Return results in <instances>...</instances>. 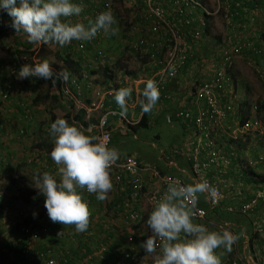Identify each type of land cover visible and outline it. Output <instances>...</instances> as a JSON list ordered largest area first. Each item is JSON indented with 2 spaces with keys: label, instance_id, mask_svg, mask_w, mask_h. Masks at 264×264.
Segmentation results:
<instances>
[{
  "label": "clouds",
  "instance_id": "1",
  "mask_svg": "<svg viewBox=\"0 0 264 264\" xmlns=\"http://www.w3.org/2000/svg\"><path fill=\"white\" fill-rule=\"evenodd\" d=\"M0 10L5 11L11 17V26L17 33L23 31L27 35L25 42L28 45H33L34 52L37 48L40 49L43 45L49 43L64 46L74 40L90 41L100 33L105 36H116L119 32L116 18L111 10L97 14L94 19L88 20L87 24L71 22L68 18L79 16L84 11L82 4L75 3L74 0H0ZM204 19L206 21L205 16ZM36 55L37 52H35L33 57ZM33 62L34 64L19 63L21 67L16 73L17 78L35 77L36 79L52 80L53 84H55V79H53L54 72L51 67L53 61L45 59L38 63ZM68 77L69 72L66 69H62L56 74V78L63 79L64 81H67ZM66 85H63L60 95H63V98L68 96L66 98L68 105L69 101H72L76 106L77 97L72 98L71 95L66 96L64 93ZM5 90L10 92L7 102L2 101V92ZM57 90L53 88L51 95L54 92L57 95ZM132 92V87H121L115 92L114 99L121 109V115L127 112V102L131 100ZM0 93V110H6L7 106L11 103V90L7 89V87L1 88ZM140 95L143 97L140 101L142 113L152 112L157 106L160 97L158 83L154 79H148ZM66 101L63 100L65 103ZM33 119L34 113L30 109L28 110V114H24V121L30 122ZM21 130L24 131L23 134ZM27 133L28 129L26 125L21 126L18 136L24 137ZM1 134L2 131L0 130V136ZM50 135L54 137V147L50 156L58 166L59 179L48 172H44L42 175H38L36 187L46 197L45 208L52 222H59L64 226L74 225L77 232H85L89 228V217L91 215L88 205L90 204L88 202L90 198L87 195L83 198L82 190L94 193L98 201L105 200L113 188L110 170L119 159L120 152L113 146V143L112 146H109L108 136L97 137L89 135L82 125L77 126L75 121L69 123L64 118H57L51 123ZM37 149L39 152H43L41 149ZM243 152L245 153V151ZM33 153H35V150ZM36 159H28L26 163L34 164L33 162ZM166 183V191L159 196L154 206L150 203L153 190L151 193H147L146 190L150 189V187L146 186L143 198L134 202L131 200V197L129 198L128 206L126 204L127 208L124 210L125 214L122 216L123 219H126L130 211L137 210L141 214L142 219L145 216L142 212V205H149V216L146 224L151 235L148 236L141 246L146 253L155 254V264H231L238 255L245 262L246 260L256 258L259 250L264 245V234L260 233L256 228L261 221L260 219H258L254 228V233L258 234V239L249 241V238L244 235L245 242H248V246H251L249 252H247L248 246L244 248L243 236L241 235L243 243V250L241 251L240 243L237 241L238 236L234 234L228 223L225 222L224 225H227L230 230L213 231L204 224L194 222L197 216L199 195L209 189L207 180L183 184L180 180L173 179ZM223 186L222 184L224 190ZM89 196L93 197L91 194ZM138 205H140V209L137 207ZM131 206H134V208ZM214 210L228 212L223 209H212L210 207L207 210V214L209 211ZM214 215H217V213L214 212ZM250 215L244 214L243 216ZM24 226L27 225L20 226L21 234L30 242L22 232V227ZM37 226L40 225L38 224ZM261 236H263V241L258 243ZM135 241L137 239L135 240V237H133L132 241L125 244L123 248H129ZM256 242L257 248L254 247V243ZM221 247L227 252H231L233 249L231 257L225 262L221 261L223 253L217 254L216 252ZM158 249L159 254L157 255ZM22 255L34 259L26 256L23 252ZM140 257V255L136 257L138 259L137 264H140Z\"/></svg>",
  "mask_w": 264,
  "mask_h": 264
},
{
  "label": "built area",
  "instance_id": "2",
  "mask_svg": "<svg viewBox=\"0 0 264 264\" xmlns=\"http://www.w3.org/2000/svg\"><path fill=\"white\" fill-rule=\"evenodd\" d=\"M75 1L83 6L84 11L80 14L82 16L78 18L81 21L84 20L83 23L85 24H87L88 20L94 19L97 14L106 10H111L117 21L118 17L114 13L112 0L105 2L104 6L99 5V0L95 4V0ZM129 1L130 7L133 3H136L137 7L139 6L137 4L138 0L137 2L136 0ZM234 3L240 6L239 2L234 1ZM142 6L145 8L143 18L151 21V26L148 30L150 35L147 39H141L130 47L137 54L150 55L145 57L143 64L146 68L145 72L147 76L146 74L143 78L138 76L139 78L134 80V83L145 84L148 79H154L159 85L160 97L158 101L170 105L177 100L176 94L170 88L172 81L174 79L178 80L185 73H192L194 77L191 83V90L185 92L181 100L178 99L179 102H182H178L179 107L175 112V118L179 119L184 127L183 143L177 147H173L166 153L165 159L171 161L172 157H183L190 164L191 179L193 181H208L209 189L203 195L205 201L212 209L219 208L232 213L239 212L243 215H256L257 211L255 209L264 199V190L259 195L256 194V197L252 200L235 206L226 203L222 184L216 175L224 167L228 168L227 166L230 164L231 157L235 155L234 151L231 152L232 156L224 155L218 144V133L219 131L221 133L223 130V128L221 129V124L226 121L229 116L228 112L230 111V107L226 109L221 108L222 99L220 97L222 93L220 91L226 90L227 70L240 60L242 63L250 65L251 57L245 55L239 42L233 45L228 41L226 44L224 43L219 46L216 52L210 48L211 53L216 54L210 58V63L200 66V63L203 61V56L200 54V50H202L200 46L203 44L202 32H204V28L206 27V21L205 19L198 21L197 16L199 11L204 15L209 14L205 5L200 0H142ZM228 12L229 9L226 11V17L228 16ZM74 17L68 19L74 23ZM99 37L111 38L112 36H105L100 33L95 38ZM72 44L78 52H84L87 47V43L84 41L74 40ZM254 51L256 55L264 56V45L257 49V53L256 50ZM107 57L105 54L104 58L106 59ZM261 77L264 81V70ZM196 82H199V84L196 85ZM69 83L71 84L68 85L66 83L67 85L64 89L66 95H71L74 98L71 92L73 90L77 97L80 98L86 92L83 90L82 83L77 82L76 79H73ZM117 90H119V87L116 88L113 84L107 89H98L95 92V100H92L86 108L87 117H91L93 111L103 108L106 99L115 95ZM9 93L6 90L2 92L3 102L8 101ZM255 109H257L256 106ZM118 114L119 112L113 109L104 112L99 116L97 122L88 125L87 132L97 137L108 136L109 146H112V134L108 129L109 119L111 116ZM122 117L127 123L129 122L126 116L122 115ZM166 119L168 123H172L173 121L172 116L169 114L166 116ZM257 123V121L248 120L244 125H240L239 127L243 130L240 131L241 134H248L253 131ZM21 133L23 134L24 131L21 130ZM263 158L264 156L260 155L255 160H250V166L255 168L254 166L262 162ZM110 171L113 172L115 183H122L124 176H126V182L129 188H131L130 197L133 202L144 197V188L147 186V181L150 190H153V195L150 199L152 206H154L159 196L166 191L167 181L178 179L183 184H186L182 178L163 175L160 170L144 165L134 156H127L123 159L119 157ZM144 174H146L145 178ZM150 175L152 176L151 178H149ZM157 184L160 185V188L156 190L154 187ZM84 191L87 195L91 194L86 190ZM200 201L199 195L197 216L194 219V222L197 223L207 220V210L200 205ZM88 202H90V199ZM139 220H141V214L137 210L130 211L126 216L127 222ZM50 228V226H24L22 227V232L30 242H36L42 235L50 233ZM221 228L223 230H230L227 225L221 226ZM256 228L260 233L264 234V221H260ZM129 241H132V237ZM31 248L24 246L22 250L23 254L40 260L42 264H96L98 263L96 259L98 257L103 259V264H137L138 261L135 253L132 250H128V248L118 250L115 259L106 258L105 255L108 248L104 243L98 246V254L89 257L87 262L76 259L68 253L56 255L51 248L45 250H34V248ZM158 254L159 249L157 250ZM231 264H264V245L259 250V254L255 259L246 260L245 262L238 255Z\"/></svg>",
  "mask_w": 264,
  "mask_h": 264
},
{
  "label": "rangeland",
  "instance_id": "3",
  "mask_svg": "<svg viewBox=\"0 0 264 264\" xmlns=\"http://www.w3.org/2000/svg\"><path fill=\"white\" fill-rule=\"evenodd\" d=\"M203 4L205 5L207 12L209 13L207 15L206 21V29H209L211 37H213L216 40H224L225 44L236 38L239 34L237 32V24L229 22L230 20L226 17V11H228L229 6L233 4L235 0H202ZM242 2V0H238ZM113 6L117 8L118 14H122V18H125V20H128V22H131L134 17H136V21H134V24L138 25V28L129 27L128 23L123 26L125 30L122 31L120 34L114 36V38L111 41V45H107V52L108 57L101 62V60L96 58V56H90L85 59V62L89 64V70L90 72H95L100 67L99 70H102L104 66L110 68L113 72V76L118 79V82L114 85L115 87L120 88L123 87H130L125 86V83L131 79L132 76L135 75V77H140L141 73L145 70L143 69V61L141 59V54L137 55L135 52L125 50L123 52L125 44L128 42H132L136 38L146 36L149 34L148 27L143 24L142 18L145 14V8L142 6V0H136L137 4L139 6H136V3L131 4V7L127 6L126 4H123L121 0H112ZM239 2V3H240ZM130 4V3H129ZM241 4V3H240ZM220 8V9H219ZM219 9V10H218ZM2 10H0L1 12ZM249 18L248 22L256 21V19L252 16H247ZM246 17V18H247ZM124 21V19H123ZM0 91L1 88L7 87V89L11 90V103L7 106L6 110H0V123L2 122V118H5L8 123L5 127L0 126V130L3 133V136L10 141L12 138V135H16L14 140L12 142H9V146L17 144L18 147V155H16L17 161L12 162V167L10 168L8 165L3 164L0 159V172H2V175H0V196H19V191L14 193L13 191L6 190L5 192H2L5 188L2 186L5 185V183L8 181V177L6 174H10L11 181L9 184L14 185L18 182L19 188H24L23 195L26 193H29L31 190H36L39 192V189L36 187L37 185V177L38 175H42V172H46L44 167V164H47L48 160L52 161V158L50 155H45L43 152H39L36 145L42 141L45 142H53V136L50 135V125H51V114H57L58 117H66L68 118V112L71 107H69L67 103V97H62L60 95L59 90H57V94L60 99V105L58 106V103L52 99L44 100V103L40 105H36L33 102V99L41 95L43 98L47 95H51V86H49V82L44 79H40L39 83H33L31 87H27L24 85V79H18L17 78V71L16 66L19 63H25V64H31L35 61L36 63L42 61V60H49L53 61L51 63V67L53 69V72L58 73V68L63 69L62 60L56 56V51L61 50L63 54L67 53L66 45L59 46L58 44L49 43L47 45H43L40 49L37 48L35 52H37V55L35 57H30L28 55H20L18 50L27 49L28 47H33V45H28L25 42L26 34L23 32L17 33L15 29L11 26L12 20L11 17H5L0 15ZM118 23V21H117ZM122 27V25H121ZM14 35V37H13ZM149 36V35H148ZM241 36V35H240ZM243 36V34H242ZM118 37V38H117ZM14 38V39H13ZM243 39V38H242ZM220 45V44H219ZM211 49H213L212 46H210ZM29 49V48H28ZM41 54V55H40ZM200 54L203 56V61L200 63V66L210 63V58L213 57L216 53H211V50L208 48L206 50H200ZM74 55V54H72ZM91 55V53H90ZM64 58V57H63ZM100 60V61H99ZM118 60V61H117ZM85 62H83L85 64ZM107 62V64H105ZM18 63V64H17ZM110 64V65H109ZM237 78L239 79V88H238V100L235 98L233 101L236 103H233V107L237 108V103H243L245 100V87H248L250 89V96L249 101L252 104L251 108V120L257 121L256 128L249 132L248 134H239L238 139L235 140V142H232L234 138L231 137L232 143L228 142L226 138V133L231 132L232 130H226L228 124V121H224L221 124V134H219L220 137H218V144L219 148L221 149L222 153L226 156H230L231 152H235L234 157H231L230 164L228 169H232L233 167H237L234 172L237 176V174L242 177V181H234L235 178L234 175H230L232 173L228 172V177L225 179L227 180V183L232 182L236 183V187L238 190L242 189L245 194L248 196L255 194L259 195V193H262L264 190V158L263 161L254 166L255 168L250 166V160H255L258 156H264V81L262 79V71L264 70V56L256 55L254 54L253 57H251V64H244L240 61H238L235 64ZM124 70L125 73L122 75L120 74V71ZM101 76H105L103 72L100 73ZM131 76V77H130ZM147 76V73H146ZM96 79L100 77L97 75L95 77ZM104 79V77H102ZM97 79V80H99ZM107 79V78H105ZM109 80V79H108ZM124 80V81H123ZM185 80H178L180 84H182ZM100 81L97 82L99 84ZM177 85V84H176ZM178 86V85H177ZM116 87V88H117ZM173 86L171 88V91L176 94L177 100L175 103L170 105H165L167 107V110H157L158 112L155 113L154 116L151 117V122L148 127H137L135 131H124L125 136L118 135L117 141L114 143V147L119 150L120 154L127 155L130 154L134 157H137L138 160L145 164L150 166H155L159 168L160 170H165L166 160H165V154L168 153L171 148L179 146L183 141V130L184 127L181 124L180 120L175 118V112L178 109V99H182L181 97L184 96L186 90L181 89L179 86L177 88H174ZM107 88V87H106ZM105 88V89H106ZM109 88V87H108ZM181 90V92H180ZM72 91V90H71ZM231 91L233 89L231 88ZM1 95V93H0ZM72 95L74 98H76V94L72 92ZM65 96V95H64ZM83 97V96H82ZM80 97V99L82 98ZM73 98V97H72ZM78 99V97H77ZM83 99V98H82ZM63 100L66 101L63 102ZM84 100V99H83ZM75 101V100H74ZM180 103V102H179ZM2 106V105H1ZM23 106V108H22ZM255 106L257 109H255ZM4 107V106H3ZM258 107H261L258 110ZM32 109L34 113V119L30 122L24 121V114H28V110ZM172 109V110H171ZM230 113V112H228ZM171 115L173 118L172 123H168L166 116ZM234 114V113H232ZM230 116V114H229ZM234 116V115H233ZM233 116H231V120L235 119ZM54 122V121H53ZM70 123V122H69ZM28 129V133L24 137H19L18 133L20 131L21 126H25ZM40 126V128L38 127ZM226 126V127H225ZM48 128V130L46 128ZM45 128V129H44ZM224 128H226L224 130ZM39 129V130H38ZM40 129H44L40 131ZM234 129V128H232ZM4 131H8V136L5 135ZM237 134V133H236ZM233 136V135H229ZM239 144L241 146H244V150H240L238 148ZM232 145V147H230ZM240 147V146H239ZM40 149V148H39ZM35 150V153L33 151ZM245 151V153L243 152ZM46 152V151H45ZM0 156L4 157L3 154L0 153ZM232 156V155H231ZM37 158L36 164H28L26 163L28 159ZM181 159H184L183 157H180ZM235 158V159H234ZM8 160V159H7ZM10 163L11 161L8 160ZM238 162V163H237ZM42 163V164H41ZM17 164L18 166H15ZM6 167V168H5ZM9 172V173H7ZM173 175H178L176 170L172 171ZM250 172H256L259 176H261V182H257V184L252 185L248 183V178H250ZM182 176V175H180ZM57 177V176H56ZM190 178V176L188 175ZM252 178V177H251ZM259 180L258 176L255 177ZM23 181L21 183V181ZM59 179V177H57ZM218 179L220 180V183L224 185V193L229 195L228 189L230 188V184L226 185L223 180V176H219ZM191 180V178H190ZM257 180V181H258ZM191 182H194L191 180ZM8 184V185H9ZM256 189V190H255ZM23 190V189H22ZM232 193L233 188L230 190ZM244 194V193H243ZM255 194V195H256ZM44 196V195H43ZM20 201V199H18ZM201 205L208 210V206L205 203H201ZM1 209H3L2 206H0ZM142 212L148 216L149 212V205L144 204L142 205ZM213 212H208L207 214V220L199 222L200 224L206 225L210 230L213 231H222L221 226H224L225 222L228 223V226L232 228L234 231V234L238 236V242L240 243V250H243V243L241 239V230L237 226L238 224L241 226H245L247 229V232L252 236V233L249 228V221L250 218H245L238 216L236 214L228 213L225 211L218 210L217 215H214L217 224H212L210 221V218L213 219L212 216ZM111 215L107 214V217H110ZM254 217V216H253ZM145 223L142 224L141 228L142 231L145 229H148V226ZM254 218H257L256 216ZM50 219L43 218V221H49ZM132 223V222H131ZM197 223V222H195ZM134 224V223H133ZM74 226V225H72ZM135 226V225H134ZM69 230L73 229L74 227H67ZM123 232L121 235L123 236L125 233V229L128 230L132 229L131 224L122 226ZM148 231H150L148 229ZM82 233L88 234L89 231H85ZM134 233V230H133ZM68 237H70V241L74 243V240H79L77 237H73L70 235L69 232H65ZM135 234V240L142 239V241H139L137 249L141 252V257L139 258L140 264L141 262L143 264H155V254H148L145 252L144 248L141 246L142 243L148 238L149 235H151V232H149L147 235L142 236L138 235V233ZM143 234V232H142ZM251 238V237H250ZM137 241L134 242V246ZM221 259L224 258L228 252L223 248H219V251L217 254H221Z\"/></svg>",
  "mask_w": 264,
  "mask_h": 264
},
{
  "label": "crops",
  "instance_id": "4",
  "mask_svg": "<svg viewBox=\"0 0 264 264\" xmlns=\"http://www.w3.org/2000/svg\"><path fill=\"white\" fill-rule=\"evenodd\" d=\"M96 1L97 0H95L94 4L96 3ZM121 1L123 2V4H126L127 6L130 7V4H129L130 1L129 0H121ZM200 1L203 3L202 0H200ZM105 2H108V0H99V5L104 6ZM115 7L113 6V8L115 10L114 13L117 15L118 21L125 19V18L121 17L122 14H120V15L118 14L117 8H115ZM204 16L205 15L199 11L198 16H197L198 21L201 19H204ZM123 29H124V27H123ZM123 29L121 27H119L118 34H120V32H122V31H124ZM13 37H14V35H13ZM202 41H203V44L200 46V48H202V50H206L207 48L210 50L209 47L212 46L210 44V42L212 44H214L215 39L213 37H211V35H209V36H207L206 39H204V37H203ZM215 45L220 46L219 44H215ZM143 69L146 70L144 65H143ZM0 71H1V68H0ZM123 73H125L124 70L120 71L121 75ZM145 74H146V72H145ZM148 74H150V73L148 72ZM140 76L143 78L145 76L144 72L141 73ZM0 77H2V76L0 75ZM102 77H100V79L97 78V79H99L97 81H100V83L97 84L98 89H105L106 87L108 88L112 84L115 85L116 82L120 83V81L118 82L117 78H113L112 79L113 82H112V80H108L105 78L103 79ZM138 78L139 77H135V75H134L131 77L130 80H128L130 82H133V83H128V85L130 87H132L133 92H132L131 100L127 102V112H126V114H124V116H126L128 121H129L128 123L123 119V117L121 115V109L116 104L115 99H114L115 95L110 96L106 99L103 108L96 110V111H93L91 113V117H87V112H85L86 108L88 107L89 103L92 100H95V92H92L91 90L88 92L86 91L84 93V95L82 97L84 100L81 98V99H77V101H76V106H75L76 110L80 109L79 111L82 112V114H84V117L81 120L80 119L74 120L75 118L72 115L71 119H73L76 122L77 126H81L80 123H83V128L87 132L88 125H90L91 123L97 122L99 119V116L101 114H103L104 112H106L110 109L117 110V112H119V114L110 117L109 126H108V129L110 130V133L112 134L113 146H114V143L117 141L118 135L125 136L123 133L124 131H135L137 129V127H148L150 122H151V117L154 116L155 113L158 112L157 110H163L164 111V110H167V107H165V105H166L165 103L158 101L157 106L153 109L152 112L142 113V111L140 109V101L143 99V97L140 95V93H141L143 87L145 86V84L134 83V80H137ZM178 80L179 81L185 80V81L182 84H180L178 82ZM178 80L174 79L172 81V83L170 84V88H172L173 86H175L174 88H177L179 86L181 89L186 90V92L191 90V87H192L191 83L194 80L192 73H185L184 75L180 76V78ZM128 85H126V83H125V86H128ZM229 85H231V84L226 82V86H229ZM228 88L225 90V92L230 90ZM119 89H120V86H119ZM180 92H181V90H180ZM233 103H235V102L232 99V100H228V102L222 101V104H221V108L226 109V106H227V108L230 107V111H229L230 116H228V118L226 119V121H228V123H230V124H228L227 127L225 126L227 129L224 128V130L225 129L229 130V131L232 130L231 132L226 133V137L228 136V138H226L228 142L231 141V137L234 138L232 140V142H235V140L238 139L237 138L238 135L241 134L240 131L242 130V128L239 127L241 125V123L239 124L240 119L238 118V115H237L238 111H237L236 107L232 106V105H234ZM71 109L72 108H70V110ZM58 113L50 115L51 122L55 121L57 118L67 119L66 117H58ZM232 113H234V114H232ZM231 116H233L235 119L231 120L230 119ZM249 120H251V117ZM7 123H8V121L5 118H2V122L0 123V126L5 127ZM38 127L40 128V126H38ZM232 128H234V129H232ZM44 129H40V131H42ZM46 129L48 130V128H46ZM87 134L92 135L89 132H87ZM219 134H221L220 131L218 133V137H220ZM5 135L6 136L9 135L7 131L5 132ZM229 135H233V136H229ZM15 136L12 135V138L10 139L9 142H12V140H14ZM9 142L5 138V136H3V133H2L0 136V153L3 154L4 157L1 156L0 159L2 160L1 162L3 164L8 165L11 168L12 162L17 161L16 155H18L19 153L17 152L18 151L17 150L18 149L17 144L15 143V145L9 146L8 145ZM232 142H230V143H232ZM182 143H183V141H182ZM52 144H54V138H53ZM230 147H232V145H230ZM43 154L47 155L45 151L43 152ZM127 156H132V155L120 154V158H122V159L127 157ZM7 159L10 160L11 162L9 163ZM37 160L38 159H36L33 163L36 164ZM166 162H167L166 163L167 166L165 167L164 171L160 170L159 168H157L155 166H150V165H147V166L148 167H154V168L160 170L161 173L164 175L180 177L184 180V182L186 184L193 183V182H191L192 179L190 180V178H191L190 164L185 159H181L180 156H176V157H172L171 161L166 160ZM15 165H17V164H15ZM44 167L47 168V169H45L46 172H48L54 176L59 177L58 176V166L55 164V162L48 160L47 164H44ZM236 168L237 167H233L232 169L229 170L228 168L224 167L216 175H217V177L223 176V178H224L223 180L225 181L224 183H226V185H229L230 182L227 183V180H225V179L229 175L228 172L232 173L235 170H237ZM173 170H176L178 172L176 174H178V175H173L172 174ZM43 173L44 172H42V174ZM0 175H2V173H0ZM110 175H111V179L113 182V188L108 193L107 198L103 201H98L96 199L95 194L91 195V196H93V203L88 204L89 210L91 213V215L89 217V222H91V223L94 222L95 225H97V222L99 220H101L102 217H104L105 215L108 214V215H111L110 218H112L114 223L117 222V224H119V226H123V224L125 223V219H123L122 216L125 214L124 209L127 208L128 200L130 198L129 186H128L127 182H123L119 188L116 186L114 187L113 172H110ZM180 175H182V176H180ZM188 175L190 176V178L188 177ZM230 175L231 176L234 175V177H237L234 179V181H242V179H243L238 174H237V176H235L236 174H234V173H232ZM145 177H146V174H144V178ZM151 177L152 176L150 175L149 178H151ZM22 182L23 181H21V183ZM146 185L149 187V183L147 181H146ZM24 188H19V185L17 182L14 185L9 184L7 189L5 188L2 191V192H5L6 190H10L16 194L19 191L18 194H19V196H21L20 201H18L14 196H0V206L3 207V209L0 208V264H42V262L40 260L31 259V258H27V257L23 256L21 250L23 249L24 246H28L29 248L34 247L35 250L36 249L37 250H45V249L51 248L54 250V253L56 255H63V254L68 253L69 255H72L74 258L79 259V260L84 261V262H87L89 257L95 256L98 254L97 253L98 246L95 242H93L94 239H91V240L85 239L84 241H82V239H81L82 242L80 243V245H78L75 240H74V243L72 241H70L71 238L68 237L67 234H65V232H69L70 235L73 237H80V235H82V232H77L75 230V226H72V225H65L64 226L63 224H61L59 222H52L51 220L43 221V218L41 220H39V223H46V224L51 223L56 227L55 230L52 231L51 233L42 235L36 242H28L24 238V236L21 234L20 228L18 229V226L15 225V223L20 222V221L22 222L23 219H26V218H30V220H33V218H35V217H39V216L42 217L43 216L45 218H47V217L49 218V216H48L47 210L45 208L46 197L43 196L44 199L41 203L36 201L35 197H31L30 202L25 203L24 200L26 198L22 194V189L25 190ZM159 188H160L159 184H157L154 187V189H156V190ZM232 188L234 191L233 193L230 191ZM146 191H147V193L152 192V190H150V189H147ZM228 191L230 194L227 195L228 192L225 194L226 203L233 204L235 206L236 205L239 206L242 203L247 202V201L251 200L252 198L256 197V196H248L245 193L243 194L242 189L238 190V188L236 187V183H234V182H232L230 184V188L228 189ZM82 196H83V194H82ZM200 199H201L200 203H204V204L206 203L207 204V202L204 199L203 194H200ZM126 204H127V206H126ZM207 206H208V204H207ZM131 207L134 208V206H131ZM137 207L140 209V205H138ZM255 210L257 211V214H256L257 218H253V216H251V215L250 216H243V214H241V213H235L241 217H245V218L251 217V219L249 221V222H251V224L249 225V228H250V231L252 233V236L254 234V228L256 227V222L258 221V219H260L261 221H264V199L260 202L259 206L256 207ZM145 217H146V214H145ZM37 220L38 219H35L34 221H37ZM210 221L217 224V221L214 218L213 219L210 218ZM91 223H89V224H91ZM144 223L145 222H143L141 224H144ZM237 226L240 228V230L242 232L241 235L243 236L244 248H246L248 246V242L247 243L245 242L244 235L247 236L248 238L251 235L247 232V229L245 226H241L239 224ZM67 227H74V228L69 230V228H67ZM71 231H73L74 233H71ZM142 232H143V234H142ZM149 232L150 231H148V229H145V230L141 231L140 235L145 236ZM139 241H142V239L137 240V242H139ZM262 241H263V236L260 237V240L258 243H261ZM111 242L115 245V247L117 246L116 248L114 247L116 250H113L114 248L112 247V245L109 244L108 247H110V248L107 251L105 257L108 259H115L117 257L116 251L123 248L120 244L124 242V238H123V236L120 235V236H118V240H115V241L111 240ZM135 246H137V245H135ZM259 246L261 247V245H259ZM254 247L257 248V242L254 243ZM250 248H251V246H248L247 252H249ZM96 259L98 260V263H96V264H103L104 261H102L103 260L102 258L98 257ZM141 264H143V263L141 262Z\"/></svg>",
  "mask_w": 264,
  "mask_h": 264
},
{
  "label": "trees",
  "instance_id": "5",
  "mask_svg": "<svg viewBox=\"0 0 264 264\" xmlns=\"http://www.w3.org/2000/svg\"><path fill=\"white\" fill-rule=\"evenodd\" d=\"M235 1L240 2L238 0H235ZM74 2L76 3L75 0H74ZM240 3H241L240 6L239 5L237 6L236 3H234V2L232 5L229 6V12H228L227 18L230 20L229 22L237 24L236 25L237 29H238L237 32L239 34L236 38L230 40V42L233 45L236 44L237 42H239L242 45V48H243L245 55H249L250 57H253V55L255 54L254 50H256V53H257V49L260 48L262 45H264V0H242V2H240ZM0 15L5 16V17H9L8 14L3 10L0 12ZM80 16H82V15L74 17L75 22H76V20H77V22H82V23L84 22V20L83 21L79 20L78 17H80ZM205 16L207 17V15H205ZM247 16L254 17L256 19V21L248 22L249 18ZM142 19H143L142 20L143 24L146 25L148 27V30H149V28L151 26V21L146 20L145 18H142ZM136 20H138V19H136V17H134L131 22H128L127 20L123 21V19L118 21V18H117V21H118L117 26L119 28L122 25L121 28L123 29V26H125L128 23L129 27L138 28V25L134 24V21H136ZM125 29H123V30H125ZM125 31H127V30H125ZM21 32H23V31H21ZM242 34H243V36H242ZM148 35H150V34H148ZM148 35L136 38L132 42H128L127 44H125L123 52L125 50L135 52L133 49H131L130 46L133 43H135L141 39H147V37H149ZM209 35H210L209 29H205L204 32H202V36L204 37V39H206L207 36H209ZM113 38H114V36H112L111 38L110 37H103V38L99 37V38H94L92 41L90 40L91 42L86 41L87 47H86V50L84 52H78L74 48V45L72 44L73 41L69 44H66V48H68L67 49L68 51L66 54H63V52L61 50L56 51V56L63 61L62 62L63 69H66L69 72V77H68L67 81H64L63 79L56 78L57 73L54 72L53 79H55V84H53L52 80H47L49 82V86H51V88H52L51 90H53V88H56L59 91H61L64 84L72 81L73 79H76L77 82L82 83L84 91L88 92L91 90L92 92H95L98 90V86H97L98 81L95 77L97 75L99 77H102L100 74L101 72H103V74L105 75V76H103L104 78L113 79L114 78L113 72L107 66L106 67L104 66V68L102 70H99L100 69V67H99L97 69V71L90 72L91 70H89L90 68L88 67L89 64L87 62H85L86 56L87 57L96 56V58L98 57L101 60V62H103L104 60H102V59H105L104 55L106 54L108 56V52L106 51L107 45L109 44L111 46V41ZM224 43L225 42L222 39L216 40L214 42V44H212L210 42V44L213 47V49H211V50H214L216 52L219 49L218 48L219 46H216L215 44H220V46H221ZM240 44H238V45L241 47ZM28 48L24 49V50L23 49L18 50L19 54L25 55V56L28 55L30 57H33L35 55L33 48H31V47H28ZM42 49H43V46H42ZM90 53H91V55H90ZM72 54H74V55H72ZM137 55H139V54H137ZM148 55H150V54H148ZM139 56H141L142 61H144L145 57H147V56H144L143 54H141ZM83 62H85V64ZM31 64H33V63H31ZM105 64H107V62ZM20 67H21L20 64H18L16 66V71H18ZM58 69L59 70H57V71L59 73L61 71L60 70L61 68H58ZM237 77L238 76H237L236 68H235V64H234V66L232 68L227 70V76H226V78H227L226 82L230 83L231 85L225 86V88L227 89L229 87L228 89H230V90H228L226 92L220 91V93H222L220 99H222L223 102H228V100H232L234 98L236 100H238L237 97H238V93H239L238 92L239 79ZM39 80L40 79H36L35 77L25 78L24 79V85L27 87H31L33 85V83H36V84L39 83ZM128 83H132V82L127 81L126 85H128ZM198 84H199V82H196V85H198ZM231 88L233 89V91H231ZM244 92H245V96H246L245 100L243 101L244 104L237 103L238 104L237 115H238V118L240 119L239 124L241 123V125H244L250 119L251 108H252V104L248 100L249 96H250V89L248 87H245ZM52 94L53 95H47L44 98L41 95H38L33 99V103L36 105H40V104L44 103L43 99H45V100L52 99V100L56 101L58 103V106H59L61 103H60V98H59L58 94L56 93L57 95H55V92ZM60 106H61V108H63L62 105H60ZM69 106L72 109L69 110V112H68V116H67L68 118L66 119L68 122L72 123L74 120H79V119L81 120L84 117V114H82V112L79 111L80 109L76 110L75 104L72 101H69ZM226 108H227V106H226ZM259 108L261 111L262 108L258 107V110H259ZM72 115L75 118L74 120L71 119ZM80 124L83 126V123H80ZM36 146L39 147L41 150L46 151V153L48 155H50L52 148L54 147V144H52V142L42 141V142L38 143ZM239 146H238V148L240 150L245 149L244 146H241L240 144H239ZM7 173H9V172H7ZM250 173L251 174H250V178H248V183L255 185L257 182L262 181L261 176H259L256 172H250ZM6 176L9 179L5 183V185L2 186L3 188H7L9 182L12 179L10 174H6ZM257 176H258L259 180L255 178ZM123 182H126V176H124ZM122 183H115L114 182V187L116 186L119 188ZM129 190H130V194H131V188H129ZM82 194H83V196H82L83 198L85 197V195H87L84 190H82ZM93 194L94 193H91V195H93ZM23 196L26 198L24 200L25 203H29L31 200V197H35L36 200L40 203L44 199L43 194H41L40 192H37L36 190L29 191V193H26ZM250 196H253V195H250ZM14 197L18 200V199H20L21 196H14ZM87 197L90 198V204L93 203V197H90L89 195H87ZM210 212H213L212 216L215 219L214 212L217 213V210L210 211ZM148 216H146V217H148ZM146 217L143 216L140 221H133L132 223L127 222L125 219L124 224L125 225L131 224L132 229H131V231H130V229L128 230V228H127V230L125 229V233L123 235L124 242L120 244L122 247L129 242V239L131 237L132 238L135 237V234H134L135 232L136 233L139 232V234L141 233V231H142V228H141L142 224L141 223H143L146 220ZM42 218H45V217L39 216V217L33 218V220H30V218H26V219H23L22 222L20 221V222L15 223V225H17L18 229H19L21 225H27V226H34L35 227L39 224L40 226H50L51 232L54 231L56 227L53 224H51V223L50 224L39 223V220H41ZM35 219H38V220L34 221ZM89 223H91V222H89ZM250 224H251V222H249V225ZM133 230H134V233H133ZM88 231H89L88 234L85 235L84 233H82V235H80V237H77L79 239V240H76V243L78 245H80V243L82 241H84L85 239H87V240L94 239L93 242H95L97 244V246L104 243V244H106V246L109 250V248H110V247H108L109 244L112 245L113 248L115 247V245L111 242V240L112 241L118 240V236H120L121 233L123 232V228H122V226H119V224H117V222L114 223L112 218L107 217V215H105L104 217L101 218V220H99L97 222V225H95L94 222L89 224ZM71 233H74V232L71 231ZM254 234H253V236H256V237L250 236L251 238L249 237V241H253L254 239H256V240L258 239V237H257L258 234H256V233H254ZM81 239H82V241H81ZM138 243L139 242H136L135 245L138 246ZM115 248L113 250H116ZM128 250H132L135 253L136 257L139 255L141 256L139 249H137V247L134 246V244L132 246H130L128 248ZM218 251H219V248L216 250V252H218ZM232 252H233V249L231 252H228V254L224 258H222L221 261L222 262L227 261L231 257ZM34 259H36V258H34Z\"/></svg>",
  "mask_w": 264,
  "mask_h": 264
}]
</instances>
